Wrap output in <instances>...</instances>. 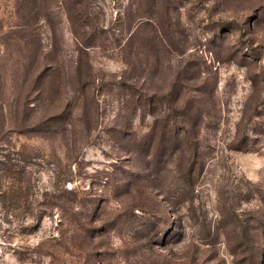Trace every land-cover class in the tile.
<instances>
[{"label":"rangeland","instance_id":"rangeland-1","mask_svg":"<svg viewBox=\"0 0 264 264\" xmlns=\"http://www.w3.org/2000/svg\"><path fill=\"white\" fill-rule=\"evenodd\" d=\"M0 264H264V0H0Z\"/></svg>","mask_w":264,"mask_h":264}]
</instances>
